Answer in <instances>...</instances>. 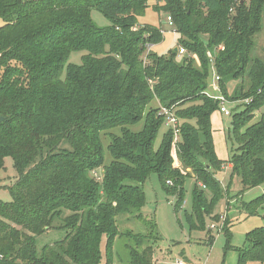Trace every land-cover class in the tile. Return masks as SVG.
I'll return each mask as SVG.
<instances>
[{"label": "trees", "instance_id": "trees-1", "mask_svg": "<svg viewBox=\"0 0 264 264\" xmlns=\"http://www.w3.org/2000/svg\"><path fill=\"white\" fill-rule=\"evenodd\" d=\"M158 3L154 10L172 18L178 44L190 54L180 61L174 50L150 51L143 59L148 46L164 39L159 27L139 24L148 0H0V174L11 158L19 175L7 189L11 201H0V264H101L104 257L110 264L113 242L121 235L117 217L144 207L142 186L151 174L175 195L176 209L183 207L187 176L173 168L172 130L156 147L164 123L156 101L179 122L180 161L212 194L208 201L204 191L193 190L188 221L203 224V213L212 214L224 197L213 175L224 162L212 140L211 115L219 102L207 95L208 51L221 94L251 99L232 115L239 152L230 153L231 180L239 175L244 190L264 185V113L251 124L264 106V62L252 58L256 36L264 35V0ZM93 11L110 26L99 27ZM79 51L86 52L82 64H71ZM246 73L248 91L230 96L224 79ZM142 121V130L134 132ZM117 128L120 135L109 134L106 164L102 136ZM100 168L99 181L93 174ZM263 204L264 194L247 205L249 214ZM66 211L71 214L63 218L65 238L39 254L36 237ZM137 218L154 226L141 214ZM128 236L137 246L130 248L129 264H154L153 247L137 249L146 236ZM246 238L249 247L239 250L238 264L263 261L264 227Z\"/></svg>", "mask_w": 264, "mask_h": 264}, {"label": "rangeland", "instance_id": "rangeland-1", "mask_svg": "<svg viewBox=\"0 0 264 264\" xmlns=\"http://www.w3.org/2000/svg\"><path fill=\"white\" fill-rule=\"evenodd\" d=\"M244 1V0H243ZM249 1V0H245ZM161 4V3H160ZM149 8L142 18L139 19L140 26H154L158 25L162 20L161 30H164L163 41L154 46L153 50L159 55H169L172 50L178 48V60L183 57L189 56L186 50L184 54H180L179 49L182 48L178 44L179 35L176 33L175 26H169L168 17L164 12H157L154 7L159 5L158 0H148ZM93 21L101 28L110 26V22L97 11L92 12ZM173 22V20H172ZM174 24V22H173ZM4 25L0 19V27ZM204 40H207L203 36ZM255 49L252 58L259 59L264 62V35L259 34L255 38ZM86 52H74L71 55L70 63L81 65L82 56ZM149 52L148 47L143 55V59H147ZM208 56L211 59L210 73L207 81V95L211 98L220 97V82L216 83V73L214 67V54L208 51ZM212 57V58H211ZM222 79V78H221ZM224 82L228 88L230 96H234L236 92H247L250 87V78L248 73L241 75L236 79L225 78ZM227 99V108L234 115L236 112L243 110L245 104L249 100H230ZM153 107L158 108L159 115L164 116V123L161 127L159 137L157 139L156 147L159 146L162 137L165 133L171 130V126L167 124L168 116L163 114L159 107H164L158 101L153 104ZM264 113V106L255 113V118L252 123H256L261 115ZM232 116H224L219 109L215 110L211 115V128L213 131L212 140L214 150L217 158L224 162L222 167L231 166L229 161L231 158L230 153L239 152V142H234L232 134ZM144 121L131 129L136 132L142 130ZM231 132L230 138L228 137L229 131ZM112 135H120L119 128L113 129L107 134L102 136V140L106 150V164H110L111 156L107 147L111 141ZM178 153V151H177ZM172 158L173 168L178 170L181 175L187 176L185 183V200L183 207L176 209V197L172 193L167 194L164 190L158 176L151 174L142 186L146 199L144 207L138 212L134 211L132 214L122 215L117 217V226L121 235L116 237L112 247V261L110 264H129L130 261V248H136L135 240L130 238L128 234L144 235L146 239L140 248V251L153 247V263L154 264H178L182 261L183 264H238L239 250L248 249L249 243L246 238L247 233L256 228L264 227V204L259 208L256 215H250L248 211L249 204L252 203L257 197L264 194V185L244 190L239 175L232 176V167L225 171L227 175L223 176V168L220 171H212L214 177L219 181L223 190L224 197L217 201L213 208V213H203L201 218L202 222L194 220V226L188 221L187 214L193 211V190L198 187L199 190L204 191L208 201L212 198V194L208 191L202 182L199 181L197 175L194 174L192 169L186 168L179 157L175 155L174 147L172 144ZM220 172V173H219ZM104 171L102 168L94 172V177L101 180ZM1 186L0 201L10 202L11 196L9 191L17 182L19 175L14 168V162L11 158L6 160V169L1 172ZM170 186L172 182H168ZM71 212H64L62 217L55 218L53 224L46 228L44 233L36 237L37 251L42 253L44 248H55L61 242L67 230L64 227L63 218L70 215ZM142 215L146 221H152L154 226L146 224L143 220L138 219ZM196 219V218H195ZM150 224V223H149ZM229 230L228 234L225 232ZM231 236L230 243L227 246L228 238ZM149 237V238H148ZM106 247V238L102 243V250ZM129 248V249H128ZM59 254V253H58ZM61 255V254H59ZM67 262H71L68 257L62 255ZM101 264H107V259L104 257ZM246 264H264L263 261H248Z\"/></svg>", "mask_w": 264, "mask_h": 264}, {"label": "built area", "instance_id": "built-area-1", "mask_svg": "<svg viewBox=\"0 0 264 264\" xmlns=\"http://www.w3.org/2000/svg\"><path fill=\"white\" fill-rule=\"evenodd\" d=\"M234 2L239 3V2H243V0H234ZM167 19L169 22L168 23L169 26H171V27L174 26V24L172 22V18L168 17ZM161 33L164 34V31L161 30ZM153 47L154 46H152V45L148 46V52H150ZM220 49H223V47H221ZM179 52H180V54H184L186 52V50L182 47L179 49ZM215 81H216V83H218L220 81V77L215 75ZM214 99L219 102L220 112L226 117H231L232 113L227 108L226 104L228 102H227L226 97L223 94H221L220 97H216ZM160 109H161L163 114H166L168 116L167 124L169 126H171V130L173 131V134H174L173 147H174L175 155L178 156L177 155V149H178V142H179V135H180L179 122H178L177 118L175 117V115L170 111V109H167L166 107H160ZM178 264H183V262L179 261Z\"/></svg>", "mask_w": 264, "mask_h": 264}, {"label": "crops", "instance_id": "crops-1", "mask_svg": "<svg viewBox=\"0 0 264 264\" xmlns=\"http://www.w3.org/2000/svg\"><path fill=\"white\" fill-rule=\"evenodd\" d=\"M162 23H163V21L160 20V21H159V24H158V25H154V26L159 27L160 29H162V28H163V25H162V28H161V24H162ZM163 31H164V30H163ZM152 50H153V48H152ZM230 167H231V166H228V167L224 166V167H223V170H222V171H224L223 176H224V174H225V176L227 175V173H226L225 171L229 170ZM219 173H220V172H219Z\"/></svg>", "mask_w": 264, "mask_h": 264}, {"label": "water", "instance_id": "water-1", "mask_svg": "<svg viewBox=\"0 0 264 264\" xmlns=\"http://www.w3.org/2000/svg\"><path fill=\"white\" fill-rule=\"evenodd\" d=\"M174 51L175 52H178V48H176ZM3 120H4V118L3 117H0V123L3 122Z\"/></svg>", "mask_w": 264, "mask_h": 264}]
</instances>
